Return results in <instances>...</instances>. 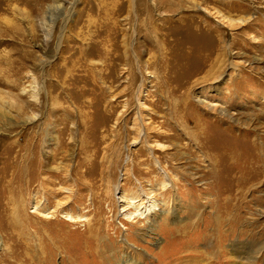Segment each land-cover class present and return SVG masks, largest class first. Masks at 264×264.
<instances>
[{"label":"rangeland","instance_id":"rangeland-1","mask_svg":"<svg viewBox=\"0 0 264 264\" xmlns=\"http://www.w3.org/2000/svg\"><path fill=\"white\" fill-rule=\"evenodd\" d=\"M0 264H264V0H0Z\"/></svg>","mask_w":264,"mask_h":264},{"label":"bare ground","instance_id":"bare-ground-1","mask_svg":"<svg viewBox=\"0 0 264 264\" xmlns=\"http://www.w3.org/2000/svg\"><path fill=\"white\" fill-rule=\"evenodd\" d=\"M163 2V1H162ZM166 2V1H165ZM164 3V2H163ZM156 3L154 4V2H152V6H155ZM166 6V5H164ZM173 7V5L171 3L168 4L167 2V6L165 8H168V10H171ZM188 24V23H187ZM203 102V101H202ZM199 103H200V100H199ZM224 114V113H223ZM226 114V113H225ZM227 116V115H226ZM140 119V118H139ZM138 123V126H139V132H138V135H139V139L142 138V139H147V135L145 134V130L143 131L144 128H141V125H139V122L137 121ZM198 141V140H197ZM145 142V141H144ZM133 143H136V142H132ZM253 144V143H252ZM255 146V145H254ZM148 149V152L150 153V149ZM202 151L205 149V148H201ZM206 154V153H205ZM154 165H155V171L157 172L158 175H160L161 179L159 180V186L156 187L157 185H152V187H149L148 189H145V188H142V186H140L137 193H132L133 195L130 196L129 198L123 194H121L117 199H118V203L120 205V213L123 215V219H127V220H131L133 218H136V217H143L146 219V221L149 223V226L152 228V226H156L158 225V223L162 220V216L169 212L164 210V204H161L159 203L157 200H155V198L153 197V194L152 191L153 190H162V189H165V188H168V183L167 181L169 182H172L174 179H172L171 177L168 179L166 178L167 177V170L162 167L157 160L154 159ZM157 169V170H156ZM218 167L216 169H213V170H210L208 172V175L212 176L214 178L215 175L218 174ZM242 179V178H241ZM176 180H177V177H176ZM136 182H138L137 180H135ZM174 183V182H173ZM140 184V183H139ZM149 184V183H148ZM151 185V184H150ZM144 186V185H143ZM146 186V185H145ZM148 186V185H147ZM115 188V193L117 194L119 191H118V188L114 187ZM132 190V189H131ZM136 191V190H135ZM146 191H149V192H146ZM126 193V192H125ZM131 193V192H130ZM176 199V198H175ZM36 208V207H35ZM130 210H134L133 212H131ZM130 211V212H128ZM170 213V212H169ZM171 214L167 215V216H170ZM64 217L66 219H68V214L64 215ZM70 217V216H69ZM70 219V218H69ZM176 220L177 218L175 219H172L173 222H171L172 224H175L176 223ZM229 220V219H228ZM163 224V223H162ZM177 224V223H176ZM216 224V222H215ZM148 226V225H147ZM162 226V225H161ZM174 229V228H173ZM152 231V230H151ZM174 231V230H173ZM183 234V233H182ZM149 235V234H148ZM147 237V236H146ZM125 242L126 239L124 240ZM128 243V242H127ZM127 243L125 244L126 246ZM130 246V245H129ZM129 248V247H127ZM126 252L129 253V259H126L128 261H131L132 263L136 262V263H139L140 259H137V258H134V257H138V256H134L130 251H128L127 249H125ZM134 256V257H132ZM209 256V255H208ZM257 259V258H256ZM253 260V259H252ZM250 263V262H249Z\"/></svg>","mask_w":264,"mask_h":264}]
</instances>
